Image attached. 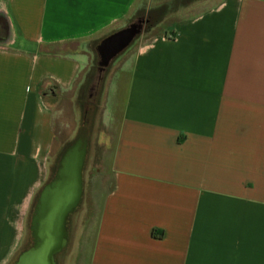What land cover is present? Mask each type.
Listing matches in <instances>:
<instances>
[{
	"label": "crops",
	"instance_id": "obj_1",
	"mask_svg": "<svg viewBox=\"0 0 264 264\" xmlns=\"http://www.w3.org/2000/svg\"><path fill=\"white\" fill-rule=\"evenodd\" d=\"M140 3L0 0V264L47 179L54 130L40 88L70 90L90 44ZM119 68L111 187L88 264H264V0H212Z\"/></svg>",
	"mask_w": 264,
	"mask_h": 264
},
{
	"label": "rangeland",
	"instance_id": "obj_2",
	"mask_svg": "<svg viewBox=\"0 0 264 264\" xmlns=\"http://www.w3.org/2000/svg\"><path fill=\"white\" fill-rule=\"evenodd\" d=\"M210 3L212 0L196 1L187 7L169 12L161 23L146 32H143V26L140 36L106 67L108 72L104 77L103 84L100 79L98 82H92L82 88L84 84L83 80H80L70 90L57 92L54 98L44 97L52 112L54 130L53 148L47 162V177L49 168L53 164L62 143L72 140L82 126L83 104H86V109L92 108L87 110L86 115L89 151L84 170L83 199L78 210L70 217L68 224L69 242L66 249L58 255L56 264H88L102 200L111 187L112 147L123 94L119 68L121 63L137 49L139 44L149 41L164 27L170 26L177 17L195 12ZM166 4L170 5L171 0H141L140 10L143 9L144 12H147L161 8ZM167 10L169 9L167 8ZM160 24L162 25L160 26ZM102 132L110 136V145H108L110 148L107 154L102 151L100 155L97 147L103 146L98 143ZM28 214L29 211L23 219V244L26 243L28 237Z\"/></svg>",
	"mask_w": 264,
	"mask_h": 264
},
{
	"label": "water",
	"instance_id": "obj_3",
	"mask_svg": "<svg viewBox=\"0 0 264 264\" xmlns=\"http://www.w3.org/2000/svg\"><path fill=\"white\" fill-rule=\"evenodd\" d=\"M143 20L132 22L102 38L95 47L98 65L108 67L140 36ZM88 124L59 155L52 178L39 191L28 231L29 248L12 264H56L69 242L68 224L84 193V170L88 158Z\"/></svg>",
	"mask_w": 264,
	"mask_h": 264
},
{
	"label": "trees",
	"instance_id": "obj_4",
	"mask_svg": "<svg viewBox=\"0 0 264 264\" xmlns=\"http://www.w3.org/2000/svg\"><path fill=\"white\" fill-rule=\"evenodd\" d=\"M196 1H201V0H171V4L170 5L169 4H166L165 6H163L161 8L159 7V8H156V9H153V10H150V11H147V12H144L143 9L140 10V6H139L136 9V11L133 13V15L128 19L126 25L134 22L137 19H140V18L141 19H144L145 20V23L143 25L144 26L143 32L144 31L146 32L148 29H150V28L156 26L157 24L161 23L169 12H173V11L179 9V8L187 7L191 3L196 2ZM167 8L169 10H167ZM104 37H102V38H104ZM102 38H100L98 40H95V41H93L90 44V51H91V55H92L91 63L89 65V67L84 72H82V73H80L78 75V77L74 81L73 86H76V84H78L80 80H83V84L84 85L82 86V88H84L86 85H90L92 82H98V80H100V79H101L102 84H103V82L105 80L104 77H106V74L108 72V68L101 69L99 67V65H98V56H97L96 51H95L96 45L99 43V41ZM101 81H100V83H101ZM57 92H64V91H62L57 86H56V88H54L52 86H48L46 88H44L42 86L40 88V93H41V95L43 97H51V98L53 97L54 98ZM85 106H86V104L84 103L83 104V109H82V118H81V124H82V126L84 125V117H85V119L87 117L86 116L87 115V112H85V109H86ZM91 109L92 108L89 107V110H91ZM76 136L72 140L62 143V145L58 149V151L56 153V156H55V160H54L53 164L49 168L48 177H47L45 183H47L52 178V176H53V174L55 172L56 164H57V161H58V158H59L60 153L69 144H71L75 140ZM97 148L99 149L98 154H100V155L102 154L101 153L102 151H103L104 154H107V152H109L108 150H104V148L101 147V146L100 147L98 146ZM88 151H89V147H88L87 152ZM39 191H40V189L34 195V197L32 199V202H31V205H30V210H29L28 220H27V231H28V225H29L30 216H31L33 207L35 205L36 199L38 197ZM27 234H28V237H27L26 243L21 246V248L18 250V252L15 254V256L13 257V259L10 261L9 264H12L16 260V258H17V256L19 255L20 252H22L23 250H25V249H27V248L30 247V245H31V238H30V235H29V231L27 232Z\"/></svg>",
	"mask_w": 264,
	"mask_h": 264
},
{
	"label": "flooded vegetation",
	"instance_id": "obj_5",
	"mask_svg": "<svg viewBox=\"0 0 264 264\" xmlns=\"http://www.w3.org/2000/svg\"><path fill=\"white\" fill-rule=\"evenodd\" d=\"M138 20H143L144 23H145V20H144V19H141V18H140V19H137V20H135V21H138ZM135 21H134V22H135ZM144 23H143V24H144ZM88 109H89V107H88L87 109H85V112H87ZM84 124H88V121L85 119V117H84Z\"/></svg>",
	"mask_w": 264,
	"mask_h": 264
}]
</instances>
